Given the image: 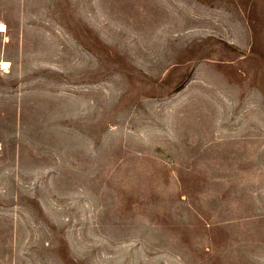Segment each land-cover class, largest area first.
I'll return each mask as SVG.
<instances>
[{"label":"rangeland","instance_id":"374dc122","mask_svg":"<svg viewBox=\"0 0 264 264\" xmlns=\"http://www.w3.org/2000/svg\"><path fill=\"white\" fill-rule=\"evenodd\" d=\"M0 22V264H264V0Z\"/></svg>","mask_w":264,"mask_h":264},{"label":"bare ground","instance_id":"6f19581e","mask_svg":"<svg viewBox=\"0 0 264 264\" xmlns=\"http://www.w3.org/2000/svg\"><path fill=\"white\" fill-rule=\"evenodd\" d=\"M5 29H6V27H5L4 23H1V22H0V32H4ZM0 66H1V68H6V67L8 66V62H6V61H1V62H0Z\"/></svg>","mask_w":264,"mask_h":264}]
</instances>
